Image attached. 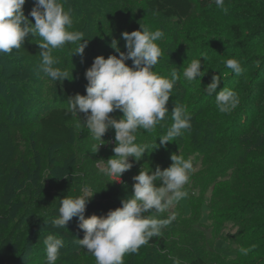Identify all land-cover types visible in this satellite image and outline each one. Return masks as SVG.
I'll use <instances>...</instances> for the list:
<instances>
[{"label": "rangeland", "instance_id": "rangeland-1", "mask_svg": "<svg viewBox=\"0 0 264 264\" xmlns=\"http://www.w3.org/2000/svg\"><path fill=\"white\" fill-rule=\"evenodd\" d=\"M192 1L194 3L192 13L182 23H178L173 18L163 19L144 11L141 9L142 0H86L85 3L77 4L83 12L76 11L73 16L71 13L72 20L77 25L72 24L68 30L83 32L84 39H88L87 46L101 49V55L104 58L110 54L118 55L110 50L109 40L106 39L112 29L118 28L119 33H116L117 38L115 37V39L119 43L123 41L122 47L125 51V41L121 38L122 32L139 30L140 26L150 31L161 30L164 36L156 43L160 47L162 55L157 67L153 70L159 76L169 79H171L172 71H176L178 79L171 96H178L183 91H188L187 87L196 84L195 81L199 80L195 79L189 82L183 76V71L194 59H200L201 71L204 69L205 72L200 80L204 84L196 86V92L204 95V101L207 104L212 101L216 102L215 93L209 97L203 91L212 82L213 75L221 79L217 92L222 88L231 89L238 95L241 107L240 111L238 110L236 113L238 120L218 127L217 133L219 137H222V141L217 144L219 146H217V150L208 152L207 158L216 152V160L225 163V160L220 159H225L228 150H230L228 156L250 158L251 151L246 148L250 147L248 140L252 127L261 134L260 143L264 142V94L260 88V81L264 75V0H229L228 9H214V11L211 8L200 7L199 0ZM25 9L30 11L28 5ZM128 15L132 17L131 20H126ZM83 19L86 20L85 23ZM134 20L136 27L132 28L130 23ZM39 43H43L42 38L29 35L19 50H13L10 54L0 53V100L2 102L0 104V121H4L10 126L9 132L12 141V152L8 156L10 173L0 187L5 194L10 214L6 222H0L1 232H3V236L11 237L12 249L16 252L18 259L17 264H46V249L43 240L51 234L48 233V230L56 231L58 238L64 242L56 264H63V262L82 264L83 262L77 259L80 260L86 250L77 243V239H82L84 234L80 232L77 237H69L66 233L62 235V229L54 228L52 223H47L43 219L47 210L60 205V199L66 196L74 198L81 187L89 186L98 189L102 185L100 183L106 184L114 179L99 173L97 160L106 161L114 156L112 148L115 146V131L110 128L105 133L102 137L105 144L101 145L95 153L92 152V147L101 141L94 140L89 130L79 121H73L70 124L73 142L69 146L47 151L35 145L32 132L37 127V119L50 106L61 104L60 91L66 83L65 80L62 83L52 81L40 71L42 57L40 56ZM77 47L78 44L69 43L61 48L53 49L51 54L59 61L55 67L61 69L62 64L69 59L71 63L81 64L85 70L88 62L87 47L83 57L72 54ZM228 59H236L240 62L243 69L241 74L236 75L227 68L226 61ZM70 74L67 82L72 84L77 81L82 82L84 78L82 75L74 77L75 75L72 73L71 79L72 75ZM226 114L228 115V113ZM227 115H222V118ZM121 116L122 113L116 111L115 118L119 119ZM166 119L168 126L171 125V112L166 115ZM250 122L253 123L251 128L248 125ZM78 123H80L79 127ZM79 136H82L84 140V147L82 146L80 150L77 143ZM136 136V143L147 145L149 152H146L138 162L129 158L133 162V167L130 171L124 172L122 176L129 177L133 183L135 182L133 177L138 175L140 170L143 171V168L147 167L146 171L149 168L154 171L157 165L161 170L169 167L172 163L170 155L173 153L170 152L169 146H160L159 139L157 142H154L151 136H148L149 139H144L139 135V132ZM152 146H157V149L153 150ZM260 147L264 149L263 144ZM88 148H90L89 153H86ZM187 160H190L193 165L189 173V181L183 189L187 195L166 210V214L185 219L181 215H187L188 200H193L194 205H199L202 202V215L199 221L202 223L204 235L195 233L189 228V223L184 222H171L162 229L161 233L169 235V244L181 241L179 245L177 244V253L190 248L193 255L192 252L195 248L201 249L203 255L207 257L205 258L207 264H211V262L217 261V256L212 251L214 246L225 250L233 249L232 241H236L235 235H237L238 228L234 226L233 222L223 219L218 221L222 226L217 225L214 229L208 227L212 224V220L208 219L211 215L208 206L210 203L218 206L232 205L233 201L225 197L224 192H229V190L226 189L227 185L219 180L213 181L204 193L201 189L194 188L193 178L203 170L204 160L203 156L199 154L192 155ZM135 165L138 166L139 171L136 170ZM66 170L70 174H66ZM82 172L87 174L90 179L85 180V175H82ZM77 175L84 178L80 185H78ZM122 176L120 181H114L117 185L122 183ZM65 183L67 187L64 186ZM161 183L156 186L159 187ZM126 187L122 191V197L109 210L122 207L121 200L130 198L133 188ZM152 212L154 209L142 215L150 214L155 218H165L163 213ZM263 234L264 230L254 236L259 239L257 240L259 246L264 245V240L261 238ZM35 235L43 238V245L34 244L32 239ZM166 243L168 244V242ZM164 247L167 248L168 245ZM185 254L186 252L183 256ZM175 256L174 252L170 259ZM182 258L185 259V257ZM217 262L219 263V261ZM223 262L225 263L227 260ZM230 263L233 264L232 261Z\"/></svg>", "mask_w": 264, "mask_h": 264}, {"label": "clouds", "instance_id": "clouds-1", "mask_svg": "<svg viewBox=\"0 0 264 264\" xmlns=\"http://www.w3.org/2000/svg\"><path fill=\"white\" fill-rule=\"evenodd\" d=\"M25 2L0 0V53L10 54L13 50H19L29 35L39 36L43 40L38 44L42 57L40 71L57 83L69 80L67 71L55 67L59 61L52 56V50L69 43L78 44L72 54L83 57L88 39H84L83 32L68 30L73 20L70 10L64 9L61 0H34L28 14L34 18V23L24 15ZM213 3L223 9L225 0H213ZM163 36L161 30L150 31L142 26L139 30L122 32L126 52L121 51L118 40L113 38L109 46L118 55L110 54L107 58L96 56L84 73L86 95L76 94L68 99L69 114L80 118L93 139L101 141L93 145V153L105 144L102 139L105 133L110 128L114 129V156L106 161L97 160L99 173L114 178L110 182L120 181L122 174L133 167L132 161H140L149 152L147 145L136 143L138 130H155L169 113L166 104L178 79L177 73L173 70L169 79L153 70L162 55L156 42ZM128 60L132 61L131 67L126 65ZM226 66L236 75L243 71L236 59H228ZM204 75L200 59L192 60L183 71L184 78L189 82L200 80ZM220 83V77L213 75L212 82L203 91L209 97L215 93L219 111L230 113L238 106L239 98L231 89L222 88L217 92ZM115 111L122 113L119 119L109 115ZM79 114H83V119ZM171 119L173 123L167 133L159 137L160 146L174 142L176 137L183 134V130L191 127V117L182 106H174ZM170 159L172 163L163 170L159 166L154 171L150 168L140 170L133 177L135 183L130 198L122 199V207L109 210L106 215L85 218L86 205L95 193L88 187L84 188L82 196L60 199L58 216L51 221L52 226L66 229V224L76 217L78 227L84 231L83 238L77 239V243L95 257L96 264H123L126 254L138 252L141 246L149 244L150 238L161 236L162 229L175 219L174 215L159 219L142 214L153 209L152 213H164L187 195L183 189L189 181L193 165L178 154L171 155ZM156 181L162 182L159 187ZM43 244L46 264H56L60 249L64 247L63 240L50 234ZM241 251L246 252L245 249ZM171 259L172 264H180L178 257Z\"/></svg>", "mask_w": 264, "mask_h": 264}, {"label": "trees", "instance_id": "trees-1", "mask_svg": "<svg viewBox=\"0 0 264 264\" xmlns=\"http://www.w3.org/2000/svg\"><path fill=\"white\" fill-rule=\"evenodd\" d=\"M85 1L86 0H61V3L63 4V7L66 11L70 10L73 16L76 11L83 12L82 9H79L77 4L80 2L85 3ZM199 1L200 7L202 8H211L212 11H214V9L221 10V8H218L213 3V0ZM27 5L31 11L34 5V0H26L25 4L23 5L24 15L28 17L30 22L34 23V18L28 15L30 11L25 9ZM228 6L229 0H225L223 9H228ZM193 8L194 3L192 0H142L141 7V9L148 12L149 14L157 15L163 19L173 18L178 23H182L186 18H188L192 13ZM84 19L83 21L85 23L86 20ZM131 19L132 17L128 15L126 20ZM73 24L77 25V23L74 21ZM131 24L132 28L136 27L134 25L135 20L130 23V26ZM93 26L95 25L93 24ZM117 29H112V32L107 35L106 39L109 40V45L111 40L117 36L116 33H119ZM122 42H118V47L120 49L122 48L121 51H125L122 47ZM110 50L113 49L110 47ZM87 51L88 62L86 69L91 66L96 56L102 54L101 49L98 47L92 48V46H87ZM126 65L131 67L132 61H126ZM86 69L84 70L81 64H77V62L76 64L71 63L69 59L68 61L66 60V63L62 64V71H67L69 74L71 73L70 75L73 73L75 75L74 77L82 75L84 78L82 79V82L77 81L75 83L73 82V84L67 82L68 80L66 79V83L62 86L60 91L61 104L50 106L48 110L42 113L37 119V127L35 131L32 132V139L35 145H37L39 148L52 151L58 148H65L73 142V134L70 124L73 121L80 122V118L74 114H69L68 99L75 96L76 94L86 95L85 86L87 81L84 76ZM200 80L195 81L196 84L189 85L187 87L188 91H183L182 94L174 97L171 96L169 98V101L166 104V107L169 109V113L174 108V106H182L191 117V127L189 129L183 130V134L181 136L176 137L174 142L167 143L165 147L169 146L170 152H173L172 155H181L185 160L195 154L203 156L204 168L196 174L195 178H193L195 183L194 188L201 189V191L204 193L213 181L219 180V182H224L227 185L226 189L229 190V192L225 191L224 195L227 199L229 198L231 201H233V204L218 206L217 204L214 205V203H210L208 209L211 215L208 219L212 220V224H210L208 227L214 229L217 227V225H220L218 221L221 219L231 221L233 222L234 226L238 228V237L235 235L236 241H232L233 249L225 250L214 246L212 251L214 255L216 254L217 261H219V263L214 261L211 262V264H232L230 261H232L233 264H264V245L259 246V243L257 242L259 239L254 237L256 234L264 230V149L263 147H260L262 144L264 145V142L262 144L260 143L261 134L257 133L254 127H252L253 123L250 122L248 124L250 128L252 127V130L249 132L248 140L250 147L246 148L247 150L251 151L250 154L252 155L250 158H245L246 156H228L230 150H228L225 159H220L225 160V163L216 160V152L207 158L206 155L208 152L211 150H217L219 147L217 144L219 141H222V137H219L217 133L218 127L223 124H227L228 122L232 123L238 120L236 113L241 107L238 104L235 109L228 113V115H231V117H228L226 113L219 111L216 102L212 101L207 104L204 101V95L196 92V86L204 84V82ZM260 88L264 94V75L260 81ZM1 103L2 102L0 100V104ZM79 115L81 119H83V114ZM109 115L115 118L116 111L110 113ZM222 115H227V117L223 116L222 118ZM216 118L218 119L217 121ZM165 119L160 125L156 127L155 130L151 132L145 131L143 129L138 130L139 135L143 136L144 139H149L148 136H151V138L154 139V142H157L159 137L164 135V133L167 132L168 128L173 123V121L170 120L171 125L168 126L166 123L167 119ZM9 130L10 126L4 123V121H0V187L10 173L8 156L12 152V141ZM77 143L79 150L82 148V146L84 147V140L82 136L77 138ZM224 145L227 146L225 143ZM258 145L259 147H257ZM152 149L156 150L157 146H152ZM89 150L90 148L87 149L86 153H89ZM228 164L229 166H227ZM224 166L227 167L222 168ZM135 168L139 171L138 166L135 165ZM146 168H143L142 170L146 171ZM65 172L66 174H70L67 170ZM82 175H85V180L90 179L84 172H82ZM77 177L80 179H78V185H80L84 178H82L81 175H77ZM134 183L132 182V179H129V177L122 176V183L119 185L113 181L106 184L100 183V185H102L98 187V189L88 186V188H90L91 191L95 193L90 198V202L86 205L85 218L91 215H96L98 217L106 215L111 206L115 205L116 202H118V199L122 197V191L127 188L126 186H128V188L129 186L132 188ZM155 184H160V181H156ZM64 186L67 187V184L65 183ZM76 194L77 195L74 194V198L84 195V187H81V189ZM4 196V192L0 189V222H6L10 214V208L6 205ZM201 203L202 202H200L199 205H194L193 200H188L186 204L187 215H181L182 218L185 219H181V217L175 218L172 220V223H189L190 229H192L195 233L204 235V231H202L203 226H201L202 223L199 221L203 208V204ZM59 207L60 205L54 209L47 210L43 220H46L45 222L47 223H51V221L58 216ZM166 212L167 211L163 213L165 218L170 216L167 215ZM65 228L66 229H62V235L66 233V235L69 237H77L80 232L81 234H84V231L78 227V219L76 217H73L72 220L66 224ZM1 231L2 227L0 225V264H17L18 259L16 252L12 249L11 237L9 235L3 236V232ZM48 233L58 237L56 231L54 230H48ZM168 237L169 235L161 233V236L159 237L150 238L149 244L141 246L138 252L134 254H126L123 258V264H172V259H170V256L174 252L176 253L175 257L180 259V264H207V260L205 259L207 257L203 255V251L201 249L197 250V248H195V250L192 252V255L190 252L192 249L189 250V248L184 251L186 254L183 256V251H179L178 253L176 251L177 244L179 245L181 241H178L177 243L172 242L169 244ZM261 238L264 240V234L261 236ZM42 239L43 238L35 235L32 240L34 244H38L37 246H40L43 245ZM166 242H168V244ZM165 245H168V247L165 248ZM241 249H245L246 252H242ZM182 257H185V259ZM77 260L83 262L82 264H96L95 257L87 251L84 252V255H82L80 260ZM222 260H227V262L224 263ZM63 264L68 263L63 262Z\"/></svg>", "mask_w": 264, "mask_h": 264}]
</instances>
